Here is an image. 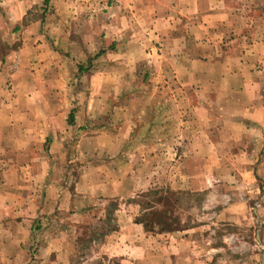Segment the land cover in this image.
Instances as JSON below:
<instances>
[{
  "label": "crops",
  "instance_id": "crops-1",
  "mask_svg": "<svg viewBox=\"0 0 264 264\" xmlns=\"http://www.w3.org/2000/svg\"><path fill=\"white\" fill-rule=\"evenodd\" d=\"M95 1L89 3L97 10L100 5ZM83 3L85 0H53L56 13L44 14L40 12L46 11L41 8L43 0H6L1 27L12 44L14 33L6 28L17 24L25 35L40 28L47 36L52 21L80 19L74 13ZM107 5V12L89 16L94 25L87 27L88 32H102L108 41L117 40L120 48L130 47L128 53L156 55L152 69L160 72L159 80L166 71L171 88L167 130L159 126L164 118L161 112L154 124L159 111L153 112L150 129L146 124L136 129L138 133L150 132L151 138L136 136L133 145L124 143V152L104 169L103 179L94 178L83 189L77 184L70 191L65 185L49 182L46 166L36 169L41 159L32 156L35 143L30 135L14 139L10 133L16 126H0V264L65 261L92 235L89 224L104 221L110 200L119 202L115 225L93 243L118 264H213L224 259L240 264L239 248L245 244L246 264H256L257 244L262 247L264 264V226L257 234L258 243H251V251L250 243L236 231L242 229L239 226H247L248 231L253 227L250 210L242 204L227 207L219 216L222 222L163 229L161 222L155 221L156 230L147 231L140 219L145 210L137 201L154 180L140 171L142 161L159 163L165 144L167 158L172 152L176 165L185 166L178 179L172 177L174 190H182L187 182L193 190L207 188L210 177L222 179L216 167L235 166L240 167V175L230 179L264 198V0H109ZM5 53L10 54L8 47ZM12 57L7 56L3 66L9 75L10 68L16 67ZM194 84L200 90L192 94ZM180 105L186 109L180 111L183 125L177 131L170 123ZM146 117L147 112H142L138 118ZM46 131L58 133L54 127ZM165 131L170 135L166 140L160 137ZM128 198L136 200L128 205ZM253 213L264 223V207L253 209ZM166 214L169 217L172 211L168 209ZM220 226L223 233L217 235ZM227 249L233 252L223 258L221 252Z\"/></svg>",
  "mask_w": 264,
  "mask_h": 264
},
{
  "label": "rangeland",
  "instance_id": "rangeland-1",
  "mask_svg": "<svg viewBox=\"0 0 264 264\" xmlns=\"http://www.w3.org/2000/svg\"><path fill=\"white\" fill-rule=\"evenodd\" d=\"M5 1L0 0V45L3 48L0 53V126H16L15 131L10 133L14 139H23L30 135L35 143L32 156L41 159L38 163L40 167L36 169L43 170L46 166L49 182H57V186L60 183L72 191L77 184L83 189L87 188L90 180L97 177L103 179L110 162L124 152L121 150L124 143L133 145L136 136L143 140L152 137L150 132L138 133L136 129L144 127L145 124L150 129L157 111L159 113L154 124L161 112L164 118L161 117L160 125L158 122L157 124L167 130V97L171 88L168 89L166 71L161 72L159 80L160 72L152 69L156 63V55L128 53L130 47L120 48L117 40L108 41L102 32H88L87 27L94 25L89 16L107 12L109 0H96L100 5L97 10L91 7L89 0H85L79 12L74 13L80 19H70L62 23L52 21L50 24L53 28L51 32L48 28L47 36L40 32V28L30 30L26 35L19 24L15 28H6L10 34L14 33L13 44L9 42L11 39L4 31L5 28L1 27L2 18L6 17L1 15L7 13ZM43 1L41 8L46 11H40L41 13H56L57 7L53 0L48 3ZM60 26L66 28L58 30ZM79 27L85 31L80 32ZM6 47L9 55L5 53ZM7 56H13V64L15 61L16 65L13 70L10 68V75L3 67ZM163 57L167 58L166 55ZM195 90H200L196 84L191 90L192 94ZM185 109L184 106H176L170 125L177 131L179 125H183L180 111ZM142 112H147V117L139 119ZM47 127L49 130L54 127L58 133H47ZM168 136L170 135L166 131L160 134L165 140ZM190 136H195L194 132ZM160 153L159 163L145 160L140 166L144 175L154 177L147 190L137 197L145 210L140 219L149 223L147 231L156 230L153 226L156 220H161L162 228L200 222H222L219 216L227 207L242 204L250 210L253 227L252 231H248L247 226H239L242 229L236 231L250 243L251 251V243H258L257 234L259 231L262 233L264 226L258 219V214L253 213V209L262 210L264 198L259 192L241 188L236 180L233 181L235 174H239L240 167H216L220 169L222 179L211 180L210 177L207 188L193 190L188 182L185 186L184 181H181L184 188L174 190L172 177L176 176L178 179L185 166L176 165L172 152L170 159L167 158L166 144L160 149ZM20 172L24 171L20 169ZM21 181L23 182L22 179ZM196 185L199 187L200 184ZM133 200L136 199L128 198V205ZM107 205L108 212L104 221L89 224L92 235L80 243L77 251L69 253L65 261H58L57 264H118L115 259L109 260L105 254H101L100 248L93 243L94 238L102 237L115 225L113 219L119 202L110 200ZM168 209L172 211L169 217L166 214ZM251 215L255 217L252 218ZM222 229L220 226L216 234H222ZM207 232L211 234L210 229ZM212 243L219 244L216 241ZM247 249L246 244L240 245V264H246L244 258ZM255 249L256 264H263V257L260 255L263 252L262 247L257 244ZM231 252L227 249L221 253L223 258H228ZM213 264L231 263L224 259V262L215 261Z\"/></svg>",
  "mask_w": 264,
  "mask_h": 264
},
{
  "label": "trees",
  "instance_id": "trees-1",
  "mask_svg": "<svg viewBox=\"0 0 264 264\" xmlns=\"http://www.w3.org/2000/svg\"><path fill=\"white\" fill-rule=\"evenodd\" d=\"M47 3L50 1V0H45ZM156 221H160L161 222V220H156ZM145 222V221H144ZM146 223V222H145ZM161 224H163L162 222H161ZM146 225H147V227H149V223H146ZM167 227H163V229H166Z\"/></svg>",
  "mask_w": 264,
  "mask_h": 264
}]
</instances>
